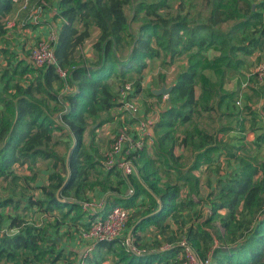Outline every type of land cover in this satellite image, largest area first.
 <instances>
[{"label":"trees","instance_id":"obj_1","mask_svg":"<svg viewBox=\"0 0 264 264\" xmlns=\"http://www.w3.org/2000/svg\"><path fill=\"white\" fill-rule=\"evenodd\" d=\"M21 1L0 0V38ZM175 1L174 6L172 0H59L61 22L53 43L56 65L35 67L28 56L14 52V70L23 78L7 79V72L0 77V178L15 181V165L41 157L51 161L48 184L41 186L44 198L28 204L47 205L65 210L64 214L82 211L85 227L95 216L81 207L85 186L93 184L88 183L89 171L94 170L93 186L105 195L97 215L104 217L116 206L131 210L127 220L131 244L146 252L134 253L122 237L98 242L93 256L79 257L83 264H103L110 255L116 264H183L180 239L169 238L170 247L163 250L159 241L145 249L143 233L151 228L165 233L182 186L190 194L198 193L193 172L212 162L220 148L221 129H194L191 123L196 115L227 114L234 96L224 89L227 72L241 69L245 63L240 55L249 56L264 43V0H201V6L196 0ZM126 8L132 11L131 18ZM88 40L89 58L80 52ZM182 55L186 64L170 84L152 128L153 142L132 156L136 173L125 176L119 168L105 169L104 155L87 149L84 134L88 127L95 130V124L107 123L104 114L118 106L109 80L131 82L138 92L148 61L160 59L170 67ZM56 66L66 72L65 78ZM149 95L162 101V95L151 90ZM63 134L70 144L59 142L57 136ZM177 147L182 149L179 154ZM236 159L237 168L220 178L209 194L213 198L207 221H217L226 242L212 249L211 264H264V159L242 155ZM154 160L177 181L162 180ZM20 205L18 198L0 199V264L21 257L25 264L34 263L31 259L48 252H41L42 242L52 241L46 227L17 216L8 224L17 232L6 230L3 211ZM182 237L197 255L210 251L205 253L210 234L202 224L189 226ZM102 249L105 255L100 254Z\"/></svg>","mask_w":264,"mask_h":264},{"label":"rangeland","instance_id":"obj_2","mask_svg":"<svg viewBox=\"0 0 264 264\" xmlns=\"http://www.w3.org/2000/svg\"><path fill=\"white\" fill-rule=\"evenodd\" d=\"M20 3L21 2H19V4H17L14 8H17V6L19 8ZM196 3L200 5L202 1L196 0ZM171 4L175 6L176 1L172 0ZM199 5H197L196 8H201ZM126 13L128 18L132 17V11L129 8H126ZM9 19L10 18L7 20ZM20 21L21 20H19V24L22 22ZM7 30H9L8 27L5 29V35L3 38H0V77L1 75H5L4 72H7L8 75L5 76L7 79H22L23 76H19V73H17L19 71L15 72L14 70L16 63L14 52L16 56L22 55L24 57L28 56L29 58L31 51L37 46L39 40L33 45L29 44V40L27 43L24 42L23 44L22 41H19L15 37L10 38V36H14L15 34H13L12 30L10 32H7ZM14 31L17 30L14 29ZM91 43L92 41L88 40L85 46L80 50V52L85 54L87 57V54H90L91 52ZM240 57L244 60V66L239 70H229L226 74V76L229 77V80L224 84V89L234 92V96L229 103L227 114H220V112H218L212 117L206 114H201L202 116L196 115L191 123L192 126H194V129L204 128L210 131H217V129H221L219 132L220 134H217V138L221 139L220 145L223 143L222 140L224 139L225 143L223 147H226L220 152V146L219 150L212 155L215 163L219 162L222 164V162H226L224 163L225 167L223 169L222 166H220L214 173L212 172V168L205 171H199L198 169L193 172L199 181V192L201 189L200 187H203V193L200 197V213L196 207L194 220H199L197 221V224H202L203 227L209 230L207 232L210 234L205 253L207 250L209 251V249H215L216 247L226 243L221 237V235H223V231L219 228L217 221H207L210 214V201L213 198L209 195L210 192L216 189L217 182L220 178H224L227 173L233 170V166L237 164L236 156L242 155L245 157L256 158L258 161L264 159V85L263 83L259 84L257 82L254 73L256 65L264 64V43L260 45L257 50H254L249 56L240 55ZM10 58L11 61L9 60ZM185 64V55L176 58L170 67H167L160 59H153L147 62V67L143 71L141 79V82H144L147 85L144 89L134 92L132 96V99L138 108V117H141L142 119L147 117H157L156 119L158 120L160 112L155 110L156 105H163L167 99L156 102L153 97L149 95V91L161 87L162 84L165 86H171L170 84L173 81L174 75L176 72L178 73L179 70L185 66ZM162 75L165 76L164 83H162ZM109 82L112 84L113 90L117 92L121 84L118 83L115 77L111 78ZM2 85L3 84L0 83V86ZM196 95H199V87H196ZM223 109L224 106L221 110ZM104 115L109 119V122L99 127L95 124L93 126L95 127V130L88 127L84 134V143L87 149L91 152H94V150L97 149L99 153H103V155L106 150L111 148L116 135L120 131L125 132L124 130H126L127 133L130 134V132H132V125L137 127L138 124V119H135L131 113L125 112L123 109L119 112L114 110V112H108ZM249 135L253 139L246 140L249 139ZM256 138L262 139V142H260L259 146L254 145L255 148H253L252 144L257 142ZM57 139L59 142L63 141L68 144L71 143L68 137H65L64 134L57 136ZM235 143L238 146L236 149L239 151H235L236 153L232 149V147L235 146ZM227 144L230 145V147L228 146L229 149ZM248 146L250 147L247 149ZM180 150V147L176 148L177 153ZM218 154H221V156H218ZM154 166L156 167L158 175L161 176L162 180H169L170 182L175 180L174 175H170L165 168H162L160 162L154 160ZM13 171L18 176L15 181L10 178H8V180L0 178V199L6 197H13L14 199L18 198L21 205L17 210L9 206L3 211L7 218L4 222V227L7 228L6 230L9 233L17 232V228L14 227L11 230L8 227L10 219L17 216L27 224L46 227L52 240L49 242H42L41 247H43V249H41V252L42 250L48 251L45 255L44 253L40 254L37 258L31 259L32 261H35L34 263L30 262L27 264H83V261L81 262L79 260L80 256H93L94 249L92 251H87V249L85 250V246L93 242L83 241L78 235L79 229L82 228V224L87 218V216H83L84 212L74 211L64 214L65 210L53 209L51 207L49 208L47 205H45L46 207H43L44 205L38 206L36 204H28V201L38 202V200L44 198L41 186H47L48 184L47 175L51 171V161L41 157H36L31 163L17 166L15 165ZM93 175L94 170L89 171L88 183H93L91 184L92 186L94 185ZM92 186H85L82 201L94 200L93 192L96 190V187ZM208 191L210 192L208 193ZM57 193L59 195L58 191ZM180 193H182V195L186 193V188L184 186L181 187ZM197 194L194 195L197 197ZM130 212L131 210H129V213ZM242 217L243 215L240 214L239 218ZM125 228L129 231L128 223ZM148 231L143 233L144 238L147 233H150V237L147 238V241L145 240V249H150L152 245L158 241L160 244L158 246H165L171 241H169V238L164 237L161 239H155L156 235H152L153 232ZM135 248L142 251L141 248ZM144 251L146 252V250ZM57 252L60 254L59 256ZM100 254L105 255L104 249L101 250ZM56 256L58 257L57 259H55ZM21 258L11 264H25ZM106 258L107 260L103 264H116L114 263L111 255L106 256Z\"/></svg>","mask_w":264,"mask_h":264},{"label":"built area","instance_id":"obj_3","mask_svg":"<svg viewBox=\"0 0 264 264\" xmlns=\"http://www.w3.org/2000/svg\"><path fill=\"white\" fill-rule=\"evenodd\" d=\"M45 2L44 0H35L30 2L29 0H22L19 10H23L25 14L22 23L36 24L39 22ZM15 24L14 19H9L6 22V28L13 27ZM56 40V32H51L47 38L39 40L37 46L33 48L29 55L31 64L35 67H42L49 64L56 65V58L53 50V43ZM57 67L61 77L66 76V72ZM255 78L259 84L264 82V64H258L254 69ZM134 86L131 82H127L121 85L117 91L118 107L133 115L135 119H138L137 127L132 125V132L127 133L126 130L120 131L111 146V148L104 153V159L102 164L105 169L119 168L123 175L129 176L136 173V166L133 162V154L142 149L145 145L152 144L153 125L157 121V117L144 118L137 116L138 108L133 101ZM167 96H162V100H166ZM140 112V111H139ZM150 142V143H149ZM129 194H132V190H129ZM81 207L88 215H95L89 220V223L79 229L78 235L83 241L89 243L86 245L87 251H92L94 246L101 241H111L114 239L124 237L123 244L136 254L144 253L145 251L137 250L132 244L130 238L124 235L126 230V223L129 217V209H125L121 206L112 208L104 217L98 216L104 208V199L99 200H85L81 203ZM179 244L183 247V264H211L212 262V250H210L205 256L201 257L197 255L193 249L187 244L186 238L182 237ZM170 245H165L164 248H168ZM85 249V250H86Z\"/></svg>","mask_w":264,"mask_h":264},{"label":"crops","instance_id":"obj_4","mask_svg":"<svg viewBox=\"0 0 264 264\" xmlns=\"http://www.w3.org/2000/svg\"><path fill=\"white\" fill-rule=\"evenodd\" d=\"M29 1L33 2L35 0H29ZM58 1L59 0H44V2H45L44 9H43V12H42V15H41L39 22L36 24H32V23L19 24V20L22 21L26 13H24L23 10H19L18 6H17L18 9L14 8L13 11L8 16V18L15 20L14 26L8 28L9 30H7V32H10L12 30L13 34H15L14 36H10V38L15 37L19 41H22L23 44H24V42L27 43L29 40V44L33 45L36 41L47 38L48 35L51 34V32H56V29L59 27L60 22H61V18L58 14V12H59ZM20 5H21V3H20ZM14 29L17 31H14ZM6 37H8V36H6ZM19 56H22V55H19ZM146 85H147L146 83L141 82V89H144V87ZM153 99L156 102H158V100H156L155 98H153ZM163 106H164V104L163 105L158 104V105H156L155 110H157V112H160L159 109L163 108ZM114 110L119 112L121 110V108H119L117 106V107L111 109L110 112H114ZM248 138L249 139H246V140L253 139L250 135L248 136ZM218 140H219V142H221L220 141L221 139H218ZM256 140H257V142L252 144L253 148H255L254 145L259 146L260 142H262V139L256 138ZM222 142L223 143L220 145L221 146L220 152H221V150L223 151L225 149V147H223V145L225 143L224 139L222 140ZM234 145L235 146H233L232 149L235 152V151H237L236 147H238V146L236 143ZM228 146L230 147V145L227 144V147ZM229 147H228V149H229ZM249 147L250 146H248L247 149ZM232 149H231V151H232ZM108 150H106V151H108ZM181 152H182V149L178 153H181ZM237 152H239V151H237ZM101 155H103V153ZM219 155L221 156V154H218V156ZM224 161H225V159H224ZM224 163H226V162H222V164H220L219 162L215 163L213 158H212V162L210 164H204L203 166H201L199 168V171H205L209 168H212V172L214 173L218 170V168L220 166H222V169H223L225 167ZM233 167H234L233 170L236 169L237 164H235ZM222 174H223V172H222ZM208 184H209V182H208ZM205 187H206V185H205ZM200 188L201 189H200V192L198 190L199 193L197 194V197L194 194H190L188 192L187 188H186L185 194H183V195H182V193L179 194V197L177 200L178 205H177L176 211L174 212V214L172 216H170L167 219V223L169 224V228L165 231V233L159 234L158 231L155 230L154 228L149 229V231L153 232L152 235H156L155 239H161L162 237H164V238H171V239L174 238L175 240L176 239L179 240L183 236V234L186 233L189 226H192V225L195 226L197 224V221H199V220H196V221L194 220V217H195L194 213L196 212V210H195L196 207L200 213V209H199V207L201 205L200 204V199H201L200 197L203 193V189H202L203 187H200ZM96 190L93 192V199H95V200H99L102 198L104 199L105 195L103 194V192H101V190H99L97 187H96ZM208 190H209V188H208ZM209 192L210 191H208V193ZM221 213H223V211ZM203 228H205V227H203ZM207 231H209V230H207ZM125 232H126V230H125ZM125 232H124V235H125ZM126 237H127V234H126ZM148 237H150V233H147L145 235L146 241H147ZM161 246L162 247H160L159 250L165 249L163 245H161ZM79 248H81V247H79Z\"/></svg>","mask_w":264,"mask_h":264},{"label":"water","instance_id":"obj_5","mask_svg":"<svg viewBox=\"0 0 264 264\" xmlns=\"http://www.w3.org/2000/svg\"><path fill=\"white\" fill-rule=\"evenodd\" d=\"M170 90H171V86H165L164 84H162L161 87H159L157 89H152L151 92L154 95L168 96ZM67 159H68V156H67ZM57 196H58V193H57ZM155 198L157 199V197H155ZM127 237L130 238V231H128Z\"/></svg>","mask_w":264,"mask_h":264}]
</instances>
